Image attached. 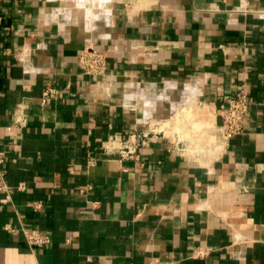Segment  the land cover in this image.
Wrapping results in <instances>:
<instances>
[{"label": "crops", "instance_id": "obj_1", "mask_svg": "<svg viewBox=\"0 0 264 264\" xmlns=\"http://www.w3.org/2000/svg\"><path fill=\"white\" fill-rule=\"evenodd\" d=\"M0 264H264V0H0Z\"/></svg>", "mask_w": 264, "mask_h": 264}, {"label": "built area", "instance_id": "obj_2", "mask_svg": "<svg viewBox=\"0 0 264 264\" xmlns=\"http://www.w3.org/2000/svg\"><path fill=\"white\" fill-rule=\"evenodd\" d=\"M79 64L81 70L85 74H98L105 68V56L102 53L94 52L91 49H85L79 58ZM49 94H55L53 89H47L43 93L42 104H46ZM250 101L249 95L245 88L244 83L240 84L239 90L235 97L229 98L225 101L223 111L221 113V125L218 126L219 137L223 140H229L230 138L238 135L242 131L244 118L249 111ZM111 145L119 143L121 149L119 153L123 156H131L133 150L130 145V137L126 139L120 137L111 138ZM30 246L40 247L49 243V239L46 236L34 233L27 240Z\"/></svg>", "mask_w": 264, "mask_h": 264}]
</instances>
